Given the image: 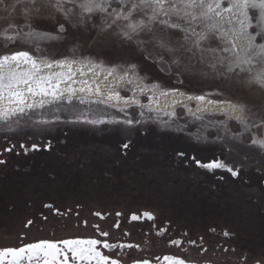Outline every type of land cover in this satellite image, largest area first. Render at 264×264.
I'll return each mask as SVG.
<instances>
[{
    "label": "rangeland",
    "instance_id": "1",
    "mask_svg": "<svg viewBox=\"0 0 264 264\" xmlns=\"http://www.w3.org/2000/svg\"><path fill=\"white\" fill-rule=\"evenodd\" d=\"M15 23L22 25L23 20L17 18ZM5 28L7 24L0 21V32ZM37 30L53 28L41 22ZM95 38L94 30L69 28L63 40H44L40 44L57 59L69 56L70 50L77 47V55L102 59L108 65L135 63L140 74L149 78L146 83L156 82L164 90L179 88L193 95L221 92L223 96L211 98L240 100L253 111L264 112V90L240 84L243 76L216 78L199 63L194 64L191 74L184 73L182 67H173L171 73L161 72L135 47L111 37ZM16 50L34 52V46L0 37V55ZM201 70L209 72V76H201ZM177 72L181 73L179 78ZM86 78L91 79V74ZM111 81L109 77L104 83ZM102 91L107 93V87L102 85ZM125 95L131 93L121 90V96ZM173 98L188 103L178 93L158 96L159 104L153 107L162 111L145 110V116L140 117L132 108L130 116L145 121L132 127L77 122L76 114L94 118L102 113L107 120L123 119L124 113L105 105L80 104L74 99L71 105L62 103L60 122H54L43 135L26 128L0 131V160L5 161L0 163V247L95 236L96 228L114 233L117 222H155L158 229L169 224L171 229L177 227L182 232L195 231L198 244L202 237L221 264H240L236 257L241 256L249 260L242 264L258 260L264 264V152L251 146L247 135L240 140L229 139L222 128L212 126L225 119L222 114L206 112L205 119L197 121L177 105L175 118L165 115L172 110ZM141 103H148L146 96L141 97ZM190 104L195 110L196 101ZM64 107L73 111H64ZM48 118L52 119L51 114ZM228 126L234 133L240 131L234 120L228 121ZM198 128L207 136V142L190 135ZM217 136L224 138L218 140ZM33 141L40 144L39 151L25 152L19 147L21 143L30 147ZM128 142L129 148L123 149L121 145ZM45 144L51 147L45 148ZM7 148L13 151H5ZM180 152L186 156L181 157ZM192 156L204 162L219 158L241 171L233 177L223 169H201L191 161ZM145 212L154 219H142ZM132 215L140 219L130 221ZM29 220L33 223L25 227ZM224 232L229 235L225 237ZM196 249L199 252L201 245Z\"/></svg>",
    "mask_w": 264,
    "mask_h": 264
},
{
    "label": "snow or ice",
    "instance_id": "2",
    "mask_svg": "<svg viewBox=\"0 0 264 264\" xmlns=\"http://www.w3.org/2000/svg\"><path fill=\"white\" fill-rule=\"evenodd\" d=\"M17 18L23 20L22 25L15 23ZM0 21L7 24L0 32L4 40H20L34 46V52L16 50L0 55V131L15 132L26 128L33 134L43 135L54 122H60L62 103L67 101L71 105L74 99L80 104L105 105L124 113L123 119L107 120L102 113L94 118L76 114L77 122L132 127L145 122L130 116L132 108L138 110L140 117L145 116V110L159 113L162 109L153 107L159 104L158 96L178 93L188 103L185 99L173 98L172 110L166 111L165 115L175 118L177 105L197 121H203L206 112L222 114L225 119L212 126L222 128L229 139L240 140L247 135L250 137L248 143L264 152V112L253 111L243 101L211 98L223 96L221 92L193 95L179 88L164 90L156 82L146 83L149 78L140 74L139 65L135 63L108 65L102 59L77 55V47L70 50L69 56L57 59L40 44L44 40H63L69 28L94 30L95 39L111 37L135 47L145 60L157 64L161 72L171 73L173 67H182L184 73L191 74L194 64L199 63L210 69L216 78L231 80L243 76L238 81L240 84L264 89V0H0ZM41 22L50 23L53 31L37 30ZM89 74L91 79L84 78ZM209 74L200 72L203 77ZM77 75L83 79H76ZM180 75L177 72L178 78ZM101 76L103 80H100ZM109 77L112 81L105 84ZM102 85L108 89L106 94ZM121 90L131 95L121 96ZM142 96H146L147 104L141 103ZM193 100L196 101L195 110L190 104ZM63 110L73 111L68 107ZM49 114L52 119L48 118ZM232 120L240 126L239 132L234 133L229 128L228 121ZM190 135L197 141L207 142V136L199 128ZM223 138L217 136L216 139ZM129 146L130 142L121 145L123 149ZM19 147L27 152L39 151L41 146L33 141L30 147L23 143ZM5 151L11 152L13 148ZM179 155L186 156L184 152ZM190 159L201 169H223L233 177L241 171L219 158H210L207 162L196 156ZM0 163L5 161L0 160ZM143 216L154 219L149 212ZM131 219L135 221L140 217L132 215ZM32 223L29 220L25 227ZM115 227L119 228L118 222ZM100 236L105 239H42L19 247H0V264H123L119 258L106 255L101 249L111 253L117 248H139L131 243L110 242L106 231L100 232ZM182 243L181 240L170 241L174 246ZM189 243L196 246V241ZM202 244L201 238L202 252L207 251ZM156 259L160 261L161 258ZM162 262L214 264L211 260L193 261L173 255H164ZM131 264H151V261L145 258L133 260Z\"/></svg>",
    "mask_w": 264,
    "mask_h": 264
},
{
    "label": "flooded vegetation",
    "instance_id": "3",
    "mask_svg": "<svg viewBox=\"0 0 264 264\" xmlns=\"http://www.w3.org/2000/svg\"><path fill=\"white\" fill-rule=\"evenodd\" d=\"M144 220H148L146 217H142ZM130 221L132 219L130 218ZM123 226V228H121ZM157 225L155 222L151 223H143L135 224L132 222H128L125 224H119V228L113 226L114 233H109L107 239L110 242L115 243H131L134 245H139V248L132 249H124L121 250L119 248L113 250V252L109 253L107 250L101 249L104 251L106 255H111L114 258H119L123 264H131L133 260H142L149 259L151 264H163L162 258L164 255H173L177 257L184 258L186 260H211L214 264H221L220 261L216 260L217 256H212V250L208 246H206L205 240L200 237L199 244L196 239V233L193 230L182 232L179 228L175 227L174 229L170 228L169 224L166 226H162L157 230ZM164 230V231H161ZM98 232L95 236H77L75 238H97V239H105L100 236V232L102 231L100 228H96ZM159 233V234H158ZM223 235V234H222ZM173 238L170 239V237ZM190 237H194V239H190ZM226 237V236H225ZM201 238L203 240V248H206L207 251L202 252V249L197 251V245H201ZM68 239V238H66ZM62 240V239H61ZM171 240H181L183 243L180 246H174L170 244ZM189 241H196V246H193L189 243ZM157 257H160V261H157ZM232 257V255H231ZM231 257H229L231 259ZM237 258V262L240 264L248 262V258L246 256H241ZM233 259V257H232ZM228 261V259H227ZM261 263V261H255L257 264Z\"/></svg>",
    "mask_w": 264,
    "mask_h": 264
},
{
    "label": "bare ground",
    "instance_id": "4",
    "mask_svg": "<svg viewBox=\"0 0 264 264\" xmlns=\"http://www.w3.org/2000/svg\"><path fill=\"white\" fill-rule=\"evenodd\" d=\"M84 78H86V77H84ZM76 79H83L82 77H80L79 75H77V77H76ZM264 90V89H263ZM104 93L106 94V92L104 91ZM78 95H79V93H78ZM226 98V97H225ZM121 105H123V101H121Z\"/></svg>",
    "mask_w": 264,
    "mask_h": 264
},
{
    "label": "water",
    "instance_id": "5",
    "mask_svg": "<svg viewBox=\"0 0 264 264\" xmlns=\"http://www.w3.org/2000/svg\"><path fill=\"white\" fill-rule=\"evenodd\" d=\"M211 172H213V171H211Z\"/></svg>",
    "mask_w": 264,
    "mask_h": 264
}]
</instances>
